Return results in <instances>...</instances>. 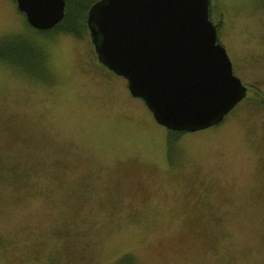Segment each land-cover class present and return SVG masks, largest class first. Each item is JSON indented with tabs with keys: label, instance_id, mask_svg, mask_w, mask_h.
<instances>
[{
	"label": "rangeland",
	"instance_id": "obj_1",
	"mask_svg": "<svg viewBox=\"0 0 264 264\" xmlns=\"http://www.w3.org/2000/svg\"><path fill=\"white\" fill-rule=\"evenodd\" d=\"M91 3L72 0L78 21ZM210 17L247 95L170 157L85 23L40 33L0 0V264H264V0Z\"/></svg>",
	"mask_w": 264,
	"mask_h": 264
},
{
	"label": "water",
	"instance_id": "obj_2",
	"mask_svg": "<svg viewBox=\"0 0 264 264\" xmlns=\"http://www.w3.org/2000/svg\"><path fill=\"white\" fill-rule=\"evenodd\" d=\"M30 26L53 29L66 0H16ZM211 0H98L87 24L99 59L124 76L155 120L197 131L223 120L246 96L210 17Z\"/></svg>",
	"mask_w": 264,
	"mask_h": 264
},
{
	"label": "trees",
	"instance_id": "obj_3",
	"mask_svg": "<svg viewBox=\"0 0 264 264\" xmlns=\"http://www.w3.org/2000/svg\"><path fill=\"white\" fill-rule=\"evenodd\" d=\"M96 1L98 0H93V3H95ZM71 5H72V0H66V9H65V16L64 18L51 30H40L39 32L40 33H47V34H51V31L53 30H56V31H63V32H68V33H73V34H76V35H80L79 31H80V27L83 26V24L85 23L87 28H88V24H87V18H88V11L90 9V7L92 6V3L91 5L87 7V15H85V17H83L82 19H80V21H78V16L73 14L72 11H71ZM72 19V21L69 22V19ZM217 28H218V32H219V29H220V26L217 25ZM29 46H30V49L31 51L34 53V56L38 59L40 58L39 54V48H37L36 44L32 41V42H29ZM41 60V58H40ZM42 62V60H41ZM264 100V99H262ZM264 103V102H263ZM168 130V133H169V137H168V140H166V144L167 146L169 147V155L170 157L174 156L175 154V149H176V146L175 148L173 149L174 147V142H178V140H181L183 135L185 134V131H175V130H170V129H166ZM110 264H137V261H136V257L134 254H125L124 256L120 257L118 260H116L115 262L113 263H110Z\"/></svg>",
	"mask_w": 264,
	"mask_h": 264
},
{
	"label": "bare ground",
	"instance_id": "obj_4",
	"mask_svg": "<svg viewBox=\"0 0 264 264\" xmlns=\"http://www.w3.org/2000/svg\"><path fill=\"white\" fill-rule=\"evenodd\" d=\"M218 42H220V41L218 40ZM220 43H221V42H220ZM221 44H222V43H221ZM222 46L225 47L223 44H222ZM231 62H232V61H231ZM232 66H233V64H232ZM233 72H234V69H233ZM232 75H233L234 77L240 79V77H239L238 75H236L235 72H234ZM241 80H242V79H241ZM242 83H243V82H242ZM243 84H244V83H243ZM244 85H245V84H244ZM245 86H246V85H245ZM253 86H254V88H258V89H260V87H261V86H259V85H253ZM253 86H252V87H253ZM246 90H248L247 86H246ZM246 95H247V93H246ZM245 97H246V96H244V97H242L240 100H238V101L236 102V104L232 107V109H233L236 105H238V104H239V103H240ZM262 99H264V97H262ZM232 109H230L229 112H230ZM229 112H228V113H229ZM228 113H226V114L224 115V118L226 117V115H227ZM224 118H223V120H224ZM223 120H222V121H223ZM222 121H220V122H222ZM220 122H219V123H220ZM219 123H217V124H219ZM214 125H216V124H214ZM212 126H213V125H212ZM210 127H211V126H210ZM200 130H202V129H200ZM197 131H198V130H197ZM185 132H194V131H185Z\"/></svg>",
	"mask_w": 264,
	"mask_h": 264
}]
</instances>
